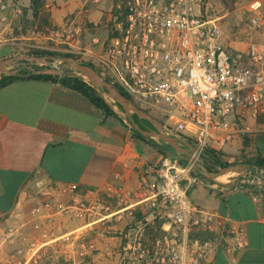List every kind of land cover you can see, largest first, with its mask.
Returning a JSON list of instances; mask_svg holds the SVG:
<instances>
[{
	"label": "built area",
	"instance_id": "2783aa9c",
	"mask_svg": "<svg viewBox=\"0 0 264 264\" xmlns=\"http://www.w3.org/2000/svg\"><path fill=\"white\" fill-rule=\"evenodd\" d=\"M114 3L117 12L113 15L109 10L107 34L93 35L90 49L79 45L80 38L77 46L92 56L101 74L158 116L166 132L194 144L186 163L168 155L151 166L157 182L151 186V196L141 200L140 209L145 223L163 222L166 240L158 239L151 250L144 243L140 256L123 264H211L217 246L225 245L229 251L234 246L224 244L228 227L221 214L190 198L189 186L196 181L191 172L209 150L222 151L243 136L249 117L264 112V0H251L249 15L237 23L243 38L229 42L222 26L202 14L196 0ZM21 13L17 0H0V22ZM80 33V27H71L64 35L70 40ZM141 183L146 186L148 180ZM108 191L116 194L118 203L126 204L121 186ZM57 192L65 195L64 200ZM49 193L64 213L88 218L98 210L97 204L79 196L77 184L54 187ZM51 200L44 202L45 207L52 206ZM228 231L237 234V247L244 246L239 231L234 227ZM38 257L40 252L32 257V264L38 263Z\"/></svg>",
	"mask_w": 264,
	"mask_h": 264
},
{
	"label": "crops",
	"instance_id": "0c3cea01",
	"mask_svg": "<svg viewBox=\"0 0 264 264\" xmlns=\"http://www.w3.org/2000/svg\"><path fill=\"white\" fill-rule=\"evenodd\" d=\"M57 1L51 8L57 15L70 11L63 0ZM90 12L91 23L102 21L103 10L90 8ZM78 18L83 19L81 15ZM225 38L228 42L233 39L226 34ZM13 39L0 42V60L19 55ZM116 112L124 121L105 115L83 93L51 79L24 77L0 86V264H32L38 252L65 242L78 231L75 237H79L88 225L99 227V222L126 210L134 215L141 200L151 196V186L157 182L151 166L175 151L166 150L163 156L159 140L153 142L155 148L133 137L124 123L126 118ZM246 124L248 131L222 150L239 163L258 154L264 156V112L249 117ZM251 169L257 172L255 165ZM259 169L263 174L264 168ZM44 177L47 182L39 186ZM194 177L190 198L221 214L228 227L224 244L234 246L231 251L225 245L217 246L211 264H264V189L249 190L238 181L211 183ZM143 178L148 185L142 186ZM70 183L78 185L81 198L98 205L88 221L64 213L49 193ZM120 186L127 202L117 208L109 202L117 198L108 188L116 191ZM47 200L53 201L49 208L44 205ZM231 227L245 239L244 246L237 247V234L228 231ZM100 232L91 235L101 237ZM149 235L146 230H127L121 239L106 235L107 244L91 254L90 264H117L120 255L123 262H134Z\"/></svg>",
	"mask_w": 264,
	"mask_h": 264
},
{
	"label": "rangeland",
	"instance_id": "374dc122",
	"mask_svg": "<svg viewBox=\"0 0 264 264\" xmlns=\"http://www.w3.org/2000/svg\"><path fill=\"white\" fill-rule=\"evenodd\" d=\"M196 2L201 13L206 17L217 20L224 29L226 35H230L232 38L237 36L243 38L240 32L238 34L237 23L240 20H245L249 15L248 6L251 0H196ZM17 3L22 7V13L18 18H9L6 22H0V30L2 31L0 34V42L10 41L11 38H14L15 49L18 54H28L27 51H31L35 48L58 50L60 52L73 53L79 57V60L93 62V58L90 54L82 53L84 50L79 49L77 46V39H81L79 43L81 47L90 49L92 47L91 41L93 35L100 34L104 36L107 34L108 30L106 23L113 0H63L64 7L66 10L70 8V11L59 15L51 9L54 5L53 3H58V1L46 0L44 8L37 17L32 15L31 10H28L27 15L25 13L26 8H29L31 4V0H17ZM48 3H50V6L47 5ZM90 8H99L103 10V12H100V20H102L100 23L93 24L90 22ZM80 15L83 17L82 20L78 18ZM71 27H80L81 33L79 37L75 36L70 40H66L64 34H66V29ZM68 41L72 44L68 43ZM53 56L56 59H50V64L38 62L34 63L33 66H58L66 68L65 63L59 60L61 56ZM105 95L111 102H114L109 94L105 93ZM118 110L123 113L120 107ZM156 117L159 118L158 116ZM154 138V141L159 140L161 146H166L169 148V151H171L172 147L165 143L163 139L159 137ZM152 147L155 146L153 145ZM226 151H231L228 152L230 154L233 153L230 147H227ZM164 155L165 154H163V156ZM252 170L253 169H251L252 175L250 177L244 176L237 171H230L220 175L218 180L223 182H248L249 179L253 178ZM200 178L205 179L206 182H210L205 177L201 176ZM109 202H112L117 208L124 205L118 203L117 200H109ZM137 210L142 214L140 222H138L137 218L134 219ZM136 211H134V215L133 213H129V210L122 211L99 222V227L96 226L97 224L93 226L88 225V227L83 229L84 232L81 233L79 237H75L78 231L74 233V235L67 237L65 242H60L54 245V247L48 248V250L40 251L41 257H38L39 261L37 264H87L88 262V264H90L89 260L91 254L98 252L100 246H105L107 244L105 243L106 235H115L121 239L122 232L127 230L137 231L143 228L148 231L150 235L146 239V247L150 250L156 245L158 239H161L164 243L166 240V232L163 223L160 225L161 220L150 219L149 223H145L143 211L141 209H136ZM119 215H122V217H118ZM86 220L88 221L89 219L86 218ZM72 226H74V224ZM69 227H71V225ZM98 229L99 231L101 230L100 233H103L101 237L91 235L92 232H95L93 234L96 235ZM207 237L213 239L215 235L208 234ZM75 240L79 242L77 241V243L74 244L72 241ZM91 244L95 246L92 247ZM122 260V255H120L117 264H123Z\"/></svg>",
	"mask_w": 264,
	"mask_h": 264
},
{
	"label": "water",
	"instance_id": "95a60500",
	"mask_svg": "<svg viewBox=\"0 0 264 264\" xmlns=\"http://www.w3.org/2000/svg\"><path fill=\"white\" fill-rule=\"evenodd\" d=\"M50 59H56L53 55H30V54H19L14 56L5 57L0 60V73H8V74H21L20 67H15L20 65L21 63H29L31 64L30 70L35 73H50V74H63L68 69H73L83 76L90 80L94 85L105 88L107 93L109 94L114 102L112 103L115 110L119 108V103L123 107V116L126 118L127 123L140 130L143 134L150 137H159L164 141L168 142L175 149V154L179 157H182L186 160H189L193 156L194 144L186 139L185 137L177 136L170 134L165 131L163 127L162 121L140 107L132 98H130L127 94L122 92L117 85H115L111 80L107 79L101 72L95 67L87 63H82L79 59L72 56L60 57L63 63H65L66 68L58 67V66H49V67H34V63L42 62L45 64H50ZM14 67V68H11ZM28 74V73H27ZM106 96V95H105ZM133 113L138 115L139 117H145L148 120L152 121L155 124V127L143 128L138 122L135 120ZM204 157L200 158V165L198 169H200L205 175L209 176L215 182H221L225 184H229L227 182L219 181L218 177L224 173L230 171H237L244 176L250 177L252 175L251 172V164L248 163H232L226 166H218L216 169L209 170L204 163ZM257 172L253 173V178L249 179V183L264 185V176L260 173V169L258 166ZM47 178H42L39 182V186H43L47 182ZM238 181L237 183H239Z\"/></svg>",
	"mask_w": 264,
	"mask_h": 264
},
{
	"label": "trees",
	"instance_id": "16d2710c",
	"mask_svg": "<svg viewBox=\"0 0 264 264\" xmlns=\"http://www.w3.org/2000/svg\"><path fill=\"white\" fill-rule=\"evenodd\" d=\"M45 3H46V0H31V4H30L29 8H26V11H25L26 15L28 14V10H31L32 15L34 17L39 16L42 9L45 6ZM27 53L32 54V55H38V56H43V55H57V56H61V57L72 56V57H76L77 59H79V57L73 53L60 52L58 50H47V49L35 48V49H32L31 51H27ZM80 61L82 63H87V64H90L92 66H95L94 63L91 61H86V60H80ZM35 67L38 68L40 66H35ZM45 67H49V66H45ZM24 77L45 78V79H51L53 81L61 82L62 84L69 86L71 88H74V89L80 91L81 93H83L96 106H98L104 112L105 115H115V116H118L122 121H124L123 118L118 115V113L116 112L115 108L113 107L112 103L109 101L107 96H105L104 92L107 93V90L105 88H101V87L94 85L90 80L85 78V76H83L82 74H80L79 72H77L73 69H68L63 74L35 73V72H33L31 70H27V69H25V71H22L21 74L3 73V76L0 78V86H3V85H5V84H7V83H9L15 79L24 78ZM106 78L110 80L109 77L106 76ZM119 89L122 92H124L125 94H127L121 87H119ZM116 104H118V106L123 110V107L119 103H116ZM140 107H142V106H140ZM134 115L136 117L135 120L138 122V124L141 127L146 128L142 123H140L138 116L136 114H134ZM124 123L126 124L127 127H129L131 129V134L133 137L140 139V140H144L149 144L157 146V145L153 144V142H154L153 139H155L154 137L146 136L145 134L140 132V130L130 126L127 122H124ZM165 143H167L170 147H172L168 142L165 141ZM160 150L163 151L164 154H166V152H167L166 150H169V148L166 146H162ZM171 151H175L174 147H172ZM179 159L182 163L187 162V160L182 158V157H179ZM204 159H205L204 163L209 170L216 169V167H218V166H226V165L232 164V163H239L237 160L229 159L223 151H215V150H209L207 155L204 157ZM247 163H250L251 165L258 166L259 168H264V156L261 154H258L254 158L248 159ZM191 173L194 176L205 177L211 183H216L209 176L205 175L200 169H193ZM238 185H240L244 188H248L249 190H257L259 188L264 189V185L252 184L249 182H239ZM134 216H135V218H137V220H140L142 217V214L140 211L137 210ZM162 223L163 222L161 221L160 225Z\"/></svg>",
	"mask_w": 264,
	"mask_h": 264
},
{
	"label": "flooded vegetation",
	"instance_id": "af4514ba",
	"mask_svg": "<svg viewBox=\"0 0 264 264\" xmlns=\"http://www.w3.org/2000/svg\"><path fill=\"white\" fill-rule=\"evenodd\" d=\"M114 2H117V0H114ZM115 6H116V3H114L112 5V8H110L111 11L113 12V15H115V13L117 12V8H115ZM30 65L31 64H29V63H24V64H20L18 66H15V67H20V72H22V71H25V69L30 70V67H29ZM134 114L135 113H133V116L136 119V117H135ZM138 118L140 120V123H142L146 128L155 127V124L152 121L148 120L147 118H145V117H139V116H138Z\"/></svg>",
	"mask_w": 264,
	"mask_h": 264
}]
</instances>
